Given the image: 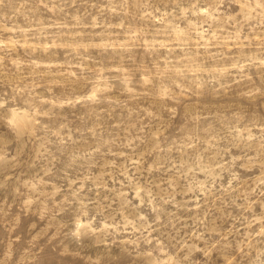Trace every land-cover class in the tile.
Listing matches in <instances>:
<instances>
[{
	"label": "clouds",
	"instance_id": "clouds-1",
	"mask_svg": "<svg viewBox=\"0 0 264 264\" xmlns=\"http://www.w3.org/2000/svg\"><path fill=\"white\" fill-rule=\"evenodd\" d=\"M0 264H264V0H0Z\"/></svg>",
	"mask_w": 264,
	"mask_h": 264
}]
</instances>
